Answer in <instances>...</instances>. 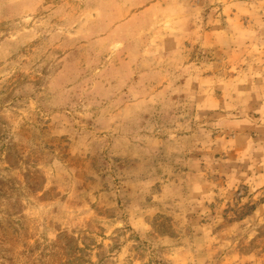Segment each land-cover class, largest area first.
Here are the masks:
<instances>
[{"label":"rangeland","instance_id":"rangeland-1","mask_svg":"<svg viewBox=\"0 0 264 264\" xmlns=\"http://www.w3.org/2000/svg\"><path fill=\"white\" fill-rule=\"evenodd\" d=\"M0 264H264V0H0Z\"/></svg>","mask_w":264,"mask_h":264}]
</instances>
